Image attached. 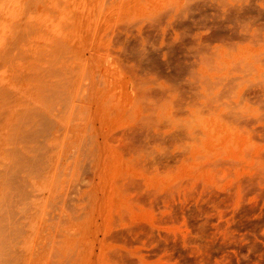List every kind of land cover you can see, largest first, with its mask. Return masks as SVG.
I'll use <instances>...</instances> for the list:
<instances>
[{
    "label": "rangeland",
    "instance_id": "rangeland-1",
    "mask_svg": "<svg viewBox=\"0 0 264 264\" xmlns=\"http://www.w3.org/2000/svg\"><path fill=\"white\" fill-rule=\"evenodd\" d=\"M0 106L21 264H264V0H0Z\"/></svg>",
    "mask_w": 264,
    "mask_h": 264
},
{
    "label": "bare ground",
    "instance_id": "bare-ground-1",
    "mask_svg": "<svg viewBox=\"0 0 264 264\" xmlns=\"http://www.w3.org/2000/svg\"><path fill=\"white\" fill-rule=\"evenodd\" d=\"M46 74H47V73H46ZM51 74H52V73H51ZM43 75H44V74H43ZM56 80H57V78H56ZM56 80H55V81H56ZM55 85H56V84H55ZM43 87H44V86H43ZM46 89H47V88H46ZM70 89H71V88H70ZM65 96H66V95H65ZM5 97H6V96H5ZM56 97H58V96H56ZM63 98H64V97H63ZM66 98H67V97H66ZM3 100H4V99H3ZM55 100H56V99H55ZM54 102H55V101H54ZM66 102H67V100H66ZM12 103H13V102H12ZM66 104H67V103H66ZM68 104H69V103H68ZM0 107H1V106H0ZM63 107H64V106H63ZM66 109H67V108H66ZM30 111H31V110H30ZM7 113H8V112H7ZM16 113H17V112H16ZM31 113H33V112H31ZM3 114H4V113H3ZM19 114H20V112H19ZM19 114H18V115H19ZM5 116H7V115H5ZM20 116H21V115H20ZM20 116H19V117H20ZM27 116H29V115H27ZM30 116H31V115H30ZM22 117H23V116H22ZM40 117H41V116H40ZM25 118H26V117H25ZM1 119H2V118H1ZM36 119H37V118H36ZM36 119H35V120H36ZM40 119H41V118H40ZM40 119H39V120H40ZM3 120H4V119H3ZM17 120H19V119H17ZM28 120H29V119H28ZM21 122H22V121H21ZM26 122H27V120H26ZM22 123H23V122H22ZM29 123H30V122H29ZM41 123H42V122H41ZM1 124H2V123H1ZM30 124H31V123H30ZM30 124H28V125H30ZM3 126H4V125H3ZM14 126H15V125H14ZM18 126H19V125L17 124L16 127H18ZM24 126H25V125H24ZM11 127H12V126H11ZM16 127H15V128H16ZM1 128H2V127H1ZM28 128H29V127H28ZM12 129H13V128H12ZM12 129H11V130H12ZM17 129H18V128H17ZM17 129H15V130H17ZM21 129H22V128H21ZM48 129H49V128H48ZM6 130H7V129H6ZM23 130H24V129H23ZM43 130H44V129H43ZM17 131H18V130H17ZM13 132H14V130H13ZM13 132H12V133H13ZM24 132H25V131H24ZM27 132H28V131H27ZM27 132H26V133H27ZM35 132H36V131H35ZM10 133H11V132H10ZM12 133H11V134H12ZM16 133H17V132H16ZM18 133H19V132H18ZM28 133H29V132H28ZM30 133H31V132H30ZM30 133H29V135H30ZM32 133H33V132H32ZM40 133H41V132H40ZM40 133H39V134H40ZM33 134H34V133H33ZM41 134H42V133H41ZM1 135H2V134H1ZM25 135H26V134H25ZM29 135H27V136H29ZM42 135H43V134H42ZM2 136H4V135H2ZM10 136H11V135H10ZM20 136H21V135H20ZM22 136H24L23 133H22ZM38 136H39V135H38ZM4 137H5V136H4ZM12 137H14V136H12ZM16 138H17V136H16ZM49 138H50V137H49ZM9 139H10V138H9ZM14 139H15V137H14ZM14 139H13V140H14ZM17 139H18V138H17ZM22 139H23V138H22ZM30 139H31V138H30ZM52 139H53V138H52ZM7 140H8V139H7ZM18 140H19V139H18ZM56 140H57V139H56ZM1 141H2V140H1ZM21 141H22V140H21ZM4 142H5V141H4ZM7 142H8V141H7ZM11 142H12V141H11ZM27 142H28V141H27ZM52 142H53V141H52ZM38 143H39V142H38ZM49 143H50V142H49ZM42 144H43V143H42ZM4 145H5V144H4ZM13 145H15V142H14ZM28 145H29V144H28ZM10 146H11V145H9V147H10ZM16 146H17V145H16ZM18 146H20V145H18ZM44 146H45V145H44ZM50 146H51V145H50ZM7 147H8V146H7ZM13 147H14V146H13ZM13 147H11V148H13ZM15 148H16V147H15ZM49 148H50V147H49ZM13 149H14V148H13ZM18 149H19V148H18ZM20 149H21V148H20ZM10 150H11V149H10ZM27 150H28V149H27ZM36 150H37V149H36ZM44 150H45V149H44ZM47 150H48V149H47ZM15 151H16V150H14V152H15ZM23 151H24V149H23ZM25 151H26V149H25ZM28 151H29V150H28ZM4 152H5V150H4ZM11 152H13V151L11 150V151L9 152V154H10L11 156L8 154V152H7V153L5 152V154H6V155H5V159L8 158L7 161H9V159L12 158V160L9 161V163L12 164V163H13L12 161H15V165H14V164H12V165H13V166H16V167H15L16 169L18 168L17 171H18V170L20 171V169H22L23 165L26 166V164H24V163H27V162H28L29 164H32V163L34 162L33 160H32L33 162L31 161V158H30L29 156H24V155H23L22 158H21V161H20V159H19V163H20V167H19V163L17 164V162H18V158H19V157H18V154H19V153L16 152V153H18L17 156H16V154H15L14 152H13V153H14L15 155H14L13 153H11ZM21 152H22V151H21ZM1 153H2V152H1ZM24 153H25V152H24ZM29 153H30V152H29ZM48 153H49V152H48ZM12 154H13L14 156L18 157V158H17V161H16V157H15V158L12 157ZM31 154H32V153H31ZM36 154H37V153H36ZM8 155H9V156H8ZM20 155H21V154H20ZM7 156H8V157H7ZM33 156H34V155H33ZM33 156H32V159H35V158L38 159L37 157H34V158H33ZM10 157H11V158H10ZM24 157H27V159H28V157H29V158H30V161H31L32 163L29 162V160H27V159L24 158ZM42 158H43V157H42ZM25 159H26V160H25ZM36 159H35V162H36ZM24 160H25V162H24ZM26 161H27V162H26ZM38 161H39V159H38ZM42 161H43V160H42ZM45 162H46V161H45ZM9 163H6V165H3V164L0 163L1 165L6 166V167H5L6 169H3V170L1 169V171H0V189H1L2 187L4 188V186H5V188H7V189H5V188H4V189L7 190L6 192L8 193V195L6 194L5 190L2 192L3 195H5V196H4V199L6 200V201L2 200V203H3V201H4V204H5V205L3 204V206H4V208H6V211H7V212H8V210H7L8 207H6V206H7V205H10V203H11L10 201H11V198H12V197H11V198L8 197V198L10 199V201L7 200V196H9V194H10V193H9L10 189H8V188H11V187L13 186V184L15 183L16 178L18 177V176L16 177V174H19V172H18V173L15 172L16 169L13 168V166H12L11 164H9ZM46 163H47V162H46ZM8 164H9V166H10V165H11V166H10V167H7ZM16 164H17V165H16ZM29 164H27V165H29ZM36 164H37V163H36ZM36 164H35V165H36ZM42 164H43V163H42ZM1 165H0V166H1ZM37 165H38V164H37ZM37 165H36V170H38L37 168H40V166H39V165L37 166ZM3 166H2V167H3ZM21 166H22V167H21ZM30 166H31V165H30ZM30 166H29V167H30ZM29 167H27V168H28V169H31V170L33 169V168H31V167L29 168ZM45 167H46V166H45ZM45 167L42 168V171H43L42 174H43V175H44V170H43V169H45ZM27 168H23V169H24V170H25V169L28 170ZM46 168H47V167H46ZM23 169H22V170H23ZM24 170H23V172L26 173V174H27L28 172L31 171V170H29V171L25 172ZM34 170H35V166H34L33 171H34ZM34 172H35V171H34ZM40 172H41V171H39V172L37 171L36 173H37V174H40L39 176H42V174H41ZM46 172H47V171H46ZM28 175H29V174H28ZM31 175H32V174H31ZM31 175H30V176H31ZM25 176H27V175H25ZM27 177H28V176H27ZM31 177H32V176H31ZM18 179L21 180V178H19V177H18ZM25 179H26V177H25ZM22 180H24V179H22ZM30 181H31V179H30ZM17 182H18V180H17ZM25 182H26V181H25ZM22 183H24V182H22ZM19 184H21L20 181H19ZM26 184H27V183H25V185H26ZM2 185H4V186H2ZM11 185H12V186H11ZM15 185H16V184H15ZM23 185H24V184H23ZM1 186H2V187H1ZM9 186H10V187H9ZM22 187H23V186H22ZM26 188H28V187H26ZM12 189H13V190H16V193H17V192H18V194L20 193L21 196L24 195V194H23V195L21 194V192L24 191V190H22L21 187L18 188V186H17V187L15 186V188L12 187ZM12 189H11V190H12ZM2 190H3V189H2ZM2 190H0V191H2ZM8 190H9V191H8ZM21 190H22V191H21ZM31 190H32V189H31ZM4 192H5V194H4ZM14 192H15V191H14ZM62 192H63V191H62ZM22 193H23V192H22ZM18 194L16 195L17 197H19ZM30 194H31V193H30ZM11 195H12V194H11ZM1 196H2V195H1ZM14 196H15V195H14ZM14 196H13V199H14ZM16 196H15V197H16ZM25 196H26V195H25ZM25 196H24V197H25ZM30 196H31V195H30ZM30 196H29V198H30ZM26 197H28V195H27ZM15 199H17V198H15ZM18 199H20V198H18ZM26 199H27V198H26ZM26 199H24V201H26ZM27 200H28V199H27ZM15 201H16V200H15ZM20 201H21V199H20ZM16 202H17V201H16ZM67 203H69V202H67ZM17 204H18V203H17ZM72 205H73V202H72ZM3 206L0 205V208H1V209H0V215H1L2 212H5V210H2V207H3ZM18 206H19V205H18ZM24 206H25V204H24ZM39 206H40V204H39ZM41 206H42V205H41ZM86 206H87V205H86ZM11 207H12V206H11ZM13 207H14V205H13ZM25 207H26V206H25ZM9 208H10V207H9ZM30 208H31V207H30ZM34 208H35V207H34ZM68 208H69V207H68ZM71 208H72V207H71ZM25 209H26V208H25ZM32 209H33V208H32ZM37 209H38V207H37ZM1 210H2V212H1ZM22 210H23V209H22ZM38 210H39V209H38ZM29 211H30V210H29ZM31 211H33V210H31ZM31 211H30V213H32ZM12 212H13V210H12ZM12 212H11V213H12ZM26 212H27V211H26ZM67 212H68V211H67ZM35 213H37V212H35ZM5 214H6V213H5ZM7 214H8V213H7ZM2 215H4V213H2ZM2 215L0 216V235H3V233L5 232V230H6L7 227H8V226L6 227V224H5V225L3 224V221H4V220H2V218H1V217H3ZM8 215L10 216V214H8ZM28 215H29V214H28ZM37 215H38V214H37ZM9 216H8V217H9ZM12 216H13V215H12ZM25 216H26V215H25ZM21 217H22V216H21ZM21 217H20V218H21ZM38 217H39V216H36L35 218H38ZM3 218H4V217H3ZM10 218H11V216L9 217L8 220H11ZM20 218H19V219H20ZM31 218H32V217H31ZM31 218H29V219H31ZM17 219H18V218H17ZM27 219H28V218H27ZM29 219H28V221H29ZM12 220H13V219H12ZM12 220H11L10 223H12ZM21 220L24 221V219H21ZM25 220H26V219H25ZM31 220H32V219H31ZM36 220H37V219H36ZM36 220H35V221H36ZM6 221H7V220H6ZM18 222H19V221H18ZM15 224H16V223H15ZM13 225H14V224H13ZM16 225H17V224H16ZM16 225H14V226H16ZM37 225H38V224H37ZM10 226H11V225H10ZM5 227H6V229H5ZM12 228H13V226H12ZM7 231H8V229H7ZM7 231H6V232H7ZM14 231H15V230H14ZM8 232H10V231H8ZM15 232H16V231H15ZM10 234H11V233H9V235H8L9 240H10V237H9ZM17 234H19V232H18ZM20 234H21V233H20ZM6 236H7V235H6ZM6 236H5V237H6ZM12 237H13V236H12ZM2 238H3V237H1V239H0L1 241H2ZM8 238H7V239H8ZM16 238H17V237H16ZM12 240H13V239H12ZM14 240H15V238H14ZM1 241H0V242H1ZM10 243H11V242H10ZM1 244H3V243H2V242L0 243V246H1L0 248H2V245H1ZM11 245H12V244H11ZM11 248H12V247H11ZM1 251H2V256H3V257H2V260H3L2 264H18V263L21 264L20 262H18L19 259H20V258L18 259V255H20L21 253L19 254V252H18V254H17V252L14 251L13 249H12V251H10V250H5V251H4V250H1ZM1 251H0V252H1ZM79 252H80V251H79ZM0 254H1V253H0ZM67 254H68V253H67ZM71 255H72V254H71ZM20 256H21V255H20ZM0 258H1V257H0ZM51 258H53V257L51 256ZM26 259H27V258H26ZM2 260H1V261H2ZM1 261H0V264H1ZM22 263H23V262H22ZM47 263H48V262H47ZM25 264H26V263H25Z\"/></svg>",
    "mask_w": 264,
    "mask_h": 264
}]
</instances>
